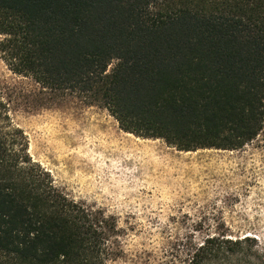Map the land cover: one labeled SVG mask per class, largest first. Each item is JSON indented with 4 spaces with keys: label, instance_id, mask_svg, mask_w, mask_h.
I'll return each mask as SVG.
<instances>
[{
    "label": "trees",
    "instance_id": "obj_1",
    "mask_svg": "<svg viewBox=\"0 0 264 264\" xmlns=\"http://www.w3.org/2000/svg\"><path fill=\"white\" fill-rule=\"evenodd\" d=\"M0 56L49 94L99 105L180 152L264 134V0H0ZM0 92V264H108L117 222L33 162ZM182 264H264L257 237L207 236Z\"/></svg>",
    "mask_w": 264,
    "mask_h": 264
},
{
    "label": "rangeland",
    "instance_id": "obj_2",
    "mask_svg": "<svg viewBox=\"0 0 264 264\" xmlns=\"http://www.w3.org/2000/svg\"><path fill=\"white\" fill-rule=\"evenodd\" d=\"M0 92L33 162L116 220L108 264H182L191 244L219 234L264 244V134L239 151L180 152L125 133L99 105L44 92L1 56Z\"/></svg>",
    "mask_w": 264,
    "mask_h": 264
}]
</instances>
